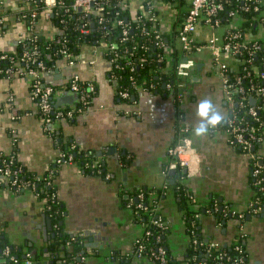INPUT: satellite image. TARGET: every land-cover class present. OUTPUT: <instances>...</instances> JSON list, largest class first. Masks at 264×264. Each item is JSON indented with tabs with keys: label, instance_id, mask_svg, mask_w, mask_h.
I'll return each instance as SVG.
<instances>
[{
	"label": "crops",
	"instance_id": "1",
	"mask_svg": "<svg viewBox=\"0 0 264 264\" xmlns=\"http://www.w3.org/2000/svg\"><path fill=\"white\" fill-rule=\"evenodd\" d=\"M145 1L124 0V4L137 19ZM175 4L153 0L166 40L173 38L166 45L167 52L175 47L182 54L180 44L176 43L178 25L175 23L187 11L190 0H184L179 7ZM33 5L30 0H0V51L18 50L22 35L30 30L27 13ZM238 22L236 18L233 26ZM259 24L263 30L257 31L264 35V26ZM224 29L222 26L219 32L223 33ZM34 30L49 40L62 32L53 10L44 7L39 10ZM210 35L209 25L202 21L196 31L198 43L206 42ZM189 54L195 65L185 77L187 96L182 109L185 120L192 126L197 160L191 174L181 180L186 186L185 193L194 192L198 199L195 205L188 199L190 210L200 208L202 232L207 237L225 246L239 238L246 249L245 264H264V204L258 212L250 206L258 196L253 159L241 146L230 142L227 128L230 106L211 51L204 47ZM112 65L103 44L83 43L79 45L78 60L74 64L60 56L43 72L44 82L59 88L74 74L95 84V93L84 112L69 120L56 118L51 124H45L39 104L32 97L30 77L21 71L0 76V156L14 154L33 175L57 169L53 184L64 209L60 228L67 236L99 229L107 235L103 246H90L84 258L74 260L73 264H119L113 259L116 252L130 259V264H158L147 257H134L135 242L144 236L145 226L137 216V208L133 209L130 204L133 196L128 205L122 200L123 194L129 198L130 192L144 187L161 188L165 194L159 200L161 213L168 218L170 227L165 245L171 254L182 258L190 245V234L175 190L168 188L175 180L171 175L175 171L166 173L169 149L179 136L176 99L172 92L160 89H138L129 98L119 96ZM171 68L169 61L163 69ZM71 92L68 89L57 92L55 102ZM203 99H210L225 120L207 135L197 137L194 134L200 120L197 105ZM76 102L77 99L62 106ZM66 140L93 152L95 163L101 161L105 165L106 175L89 172L77 161L59 164L57 157ZM255 149L264 164V140L262 147ZM138 198L139 194L136 201ZM46 205L47 198L38 196L32 188L16 190L0 185V232L5 231L10 242L24 250V254L36 248L35 264H51L53 260L44 250L49 247L47 236L56 229L48 219ZM221 206L224 213L220 219L215 212H220ZM29 234L35 238L33 246L28 244ZM68 243L70 248L72 244Z\"/></svg>",
	"mask_w": 264,
	"mask_h": 264
},
{
	"label": "built area",
	"instance_id": "2",
	"mask_svg": "<svg viewBox=\"0 0 264 264\" xmlns=\"http://www.w3.org/2000/svg\"><path fill=\"white\" fill-rule=\"evenodd\" d=\"M34 5L29 12L30 30L24 33L20 39L23 46L19 57L15 56L8 51L0 53V71H4L6 76H10L14 72L21 71L32 79V97L38 104L42 113V118L45 124H51L56 118H63L66 120L74 118L77 114L84 112L89 106L93 95L95 93V84L92 80L82 79L78 74H74L69 80L64 82L59 88L57 85L46 83L42 78V73L49 70L52 65H49L45 59L50 58L48 47L51 42L46 38H40L39 34L34 30V24L39 15V7L36 3L37 0H30ZM42 2V7L50 8L54 14L60 17L61 22L67 23L69 18L74 12L82 11L84 15L92 12L102 14L103 9L108 0H38ZM166 1V0H163ZM229 0H190L189 7L184 13L180 24L176 29L177 39L180 41L181 57L175 66V74L178 77L176 82H167L166 87L172 92L176 99L177 113H178V139L170 147L169 155L170 160L166 168V173L173 170H183L182 178L188 177L192 172V166L197 160V149L193 144L191 137L192 126L185 120V113L182 106L187 96L186 80L185 77L193 70L195 61L190 56V52L194 49L208 48L215 60L222 80L223 88L226 92V98L230 106V114L227 121V128L230 134V142L241 146L253 159V179L254 184L261 185L264 189V164L260 161V156L257 155L256 149L259 142L262 143L264 137L257 134V92L264 93V85L257 87V82L254 77L257 75L264 78V70H259L257 65L253 63V56L257 54V49L264 47V42H261L257 37L251 35V31L247 28L246 31L236 28L225 29L223 33L219 32L222 25L221 12L225 9V4ZM241 1L239 9L231 10L229 13L234 19L239 18L240 11H254L256 12L255 18L264 26V1L263 0H233ZM120 3L125 7L124 0ZM147 18L153 24L158 23L157 11L153 5V0H146L144 2V9L139 13L137 19L142 20ZM2 20V19H1ZM127 20V19H126ZM103 21V15L99 16V22ZM204 21L211 29V35L206 42L198 43L196 38V31L199 24ZM118 23L122 27V39L129 38V25L124 19H119ZM158 26V25H157ZM103 38L100 44H103L110 52L114 54V60L121 56L127 58V63L130 65V70L134 69L132 59L129 53H118L116 46L113 43L105 41L108 30L102 25ZM82 33H89L90 27L87 23L81 29ZM157 43L162 44L163 30L159 28L156 33ZM42 39V41H41ZM40 41V42H39ZM166 45V44H165ZM59 54L67 59L68 63L74 64L78 60V54L71 52L70 47L66 40L62 41L59 49ZM10 60L11 65L1 67L3 60ZM112 63L113 58L111 57ZM233 70V68H237ZM242 68V73L239 70ZM253 76V77H252ZM242 78H250L248 84L242 82ZM132 84L136 89L149 90L148 87L138 83L133 76H131ZM154 86L153 83L150 87ZM68 89L77 94V102L68 106L55 107V94L63 92ZM234 90L240 94L242 99H237ZM117 93L123 98H129L131 91L127 87L117 86ZM251 96H255L256 101L251 102ZM245 98H249V102H245ZM241 108H246L245 112H239ZM255 122V125L252 122ZM72 148L78 147L77 144L72 143ZM57 162L72 163L75 162L74 154L72 151L66 152L63 148L57 157ZM95 160L93 166H95ZM184 169L186 171H184ZM57 169L52 168L46 174H40L29 177L25 174V169L22 164L17 160L14 154L0 156V185H7L10 188L21 190L23 188H32L39 196L41 195L38 187L39 182L43 181L46 185L52 186ZM166 181L165 185L168 183ZM143 197V193H139V198ZM138 198V200H139ZM188 198L191 203L197 204L198 199L194 192H188ZM56 189L51 192V200L47 203V209L59 213L58 209H53L54 204L57 202ZM137 200V201H138ZM260 199L257 198L255 202L250 204L251 209L255 211L260 210ZM133 200H131V203ZM143 204L137 205V216L141 218L140 207ZM217 208V206H215ZM147 208V207H144ZM152 212L155 216H151L147 221H143L145 226V233L141 239L135 242L134 257H147L156 261L158 264H170L171 255L165 245L164 238L166 230L169 227V220L161 213L159 202L152 207ZM195 219H192V227H189V234L191 243L194 245L203 246V250L199 256L193 255L187 260L193 261V264H209V258L212 257L213 264H245L246 263V249L239 238H237L231 248L227 249L222 246L220 242L215 239L206 237L200 239L196 235L194 227L197 225V218L201 217L200 210L191 209ZM224 213V209L222 210ZM152 226L156 227L158 232L156 234V242L153 245H147L145 242L146 236L153 233ZM83 232H79L70 238V241H75L77 236ZM69 241V242H70ZM4 254L10 257L14 263L19 261L16 254L11 251L10 246H6ZM24 264H34L30 252L26 253ZM82 258L84 255L82 254ZM67 259L62 258L56 264H67Z\"/></svg>",
	"mask_w": 264,
	"mask_h": 264
},
{
	"label": "trees",
	"instance_id": "3",
	"mask_svg": "<svg viewBox=\"0 0 264 264\" xmlns=\"http://www.w3.org/2000/svg\"><path fill=\"white\" fill-rule=\"evenodd\" d=\"M167 2H176L175 4L177 7L182 6L181 4L184 3V0H166ZM264 1V0H263ZM39 10L42 8V2L36 1ZM241 4V1H233L229 0L225 4V9L221 12V18H222V25L226 27V30L231 28L232 30H235L236 28L241 29L242 31H246L247 28L251 31V35L253 37H257L258 40L261 42H264V35H261L260 31L261 25L259 24V20L255 18L256 12L254 11H240L239 12V22L236 23L233 26V21L235 20L232 15H230L231 10L239 9V5ZM181 12V11H180ZM141 14V12H140ZM103 15V21L99 22V16ZM27 17L29 18V13H27ZM183 16H179L177 19V22L175 24L179 25ZM56 21L61 29V34L56 37L53 40H49L51 42V46L48 47V52L50 53V58L45 59V61L48 62L49 65H52L56 62V60L61 56L59 54V49L61 47L62 41L66 40L70 50L74 54H78L79 45L83 43H95L100 44L101 39L103 38V31H102V25L106 27L108 30L107 32V38L105 41L108 43H113L116 46V50L118 53H125L127 51L129 53V57L132 59V62L134 64V69L130 70V65L127 63V58L121 56L120 58H117L114 60V54L113 52H110L107 48H105L106 52L110 56V58H113V65H112V73L114 74L115 79L117 80V86H123L129 88V90L132 93H137L138 89L135 88V86L132 84L131 76H133V79H135L138 83L143 84L144 86L148 87L150 91H155L156 89H160L162 91H168L171 92L167 87V82H176L178 80L177 75L175 74V66L178 63L181 54L177 52V49L174 47L172 51L167 52V44H171V40L173 38L169 37L168 40L166 38H163V43H157L156 33L159 31L160 25L159 24H153L151 21H149L147 18H144L142 20L134 19L131 16L130 9L128 6L123 7L120 3V0H108V4L105 5L102 14H99L98 12H92L88 13L87 15H84L82 11L74 12L71 17L69 18L68 22L65 24L61 22L60 17L55 15ZM124 19L129 25H131V29L129 31V38L126 40L122 39V27L118 23L119 19ZM30 19V18H29ZM127 19V20H126ZM87 23V26L90 27L89 33H82L81 29L84 26V24ZM178 27V26H177ZM258 30V31H257ZM263 30V29H261ZM225 31V29H224ZM177 32V31H176ZM257 32V33H256ZM39 34V33H38ZM165 33H163V36L165 37ZM176 35V33H175ZM257 35V36H256ZM40 38H43L39 34ZM175 37V36H174ZM58 38V39H57ZM42 41V39H41ZM168 41V42H167ZM40 42V41H39ZM167 46H166V45ZM23 46L21 43H19L18 50L14 52H10L13 54H16L15 56L19 57L21 54ZM3 51H0V53ZM172 63V68L169 71H164L163 68H165L166 64L168 62ZM253 63L257 65V68L259 70H264V47L257 49V54L253 56ZM11 65L10 60H3L1 67L4 69L5 67ZM237 68H233V70H237ZM244 72L242 68L239 70V72ZM5 72L0 71V76H4ZM253 77V76H252ZM254 80L257 82V87L264 85V78L257 75V78L254 77ZM250 81V78H242V82L245 84H248ZM153 83L154 86L150 87V84ZM165 84V85H164ZM163 87V88H162ZM234 93L236 94L237 99H242L240 94H238L235 90ZM245 102H249V98L244 99ZM257 108H258V114H257V134L262 135L264 137V93L257 92ZM246 108H241L239 112H245ZM252 124L255 125V122L251 121ZM62 148L66 152L72 151L74 154V159L81 165L85 167V170L92 172L95 174V172L100 173L102 175H106V171L104 170L105 165L101 161H96L97 163L95 166H93V162L96 159V156L93 152L89 150H84L78 147L72 148V142L71 140H66L64 143L61 144ZM261 146L262 143L259 142L257 144V147ZM258 153V151H257ZM25 174L29 177L30 175L35 176L31 174L30 172L26 171ZM183 170H177L171 175L175 179L173 183H170L168 188H174L175 190V197L177 199V202L179 204V208L181 210H184V217L186 222V228L189 232V227L191 225L192 227V219H195V216L193 215L192 211L190 210V203L188 202V195L185 193L186 186L184 182H182ZM264 175V171L262 172L261 176ZM54 182V181H53ZM264 183V182H263ZM39 191L41 193V197L47 198V203L51 200V192L56 189L55 183L52 186H48L45 184V182L40 181L39 183ZM156 190L155 192H158V194H154L153 190ZM142 191L143 197L139 198V201H136V196ZM257 198L260 199L259 206L264 204V189L261 188V185H257ZM165 194L162 193L161 188H141L138 190H135L134 192L129 193V198H126L123 194V202L128 205L129 200L133 196V203L132 208L136 209L138 203L143 204L142 207H140L141 211V221H147L150 219L151 216H155L152 212V207L155 206L159 200L164 196ZM58 197V196H57ZM195 205V204H194ZM147 207V208H144ZM54 210L58 209L60 212L55 213L57 217L63 216V207L61 204V201L57 199V202L54 204ZM197 210H200L198 208ZM201 211V210H200ZM217 213V216L220 218L222 212H215ZM165 216V214H163ZM166 217V216H165ZM219 218H217L219 220ZM221 219V218H220ZM153 233L149 236H146L145 242L147 245H153L156 242V234L158 232L157 228L152 226ZM170 227L166 230V234L169 231ZM196 230V235L200 239H205L207 235H205L204 232H202L201 227V217L197 218V225L194 227ZM190 233V232H189ZM165 234V236H166ZM69 236L64 237H58L55 242L51 244L55 252H57L56 256L57 258H66L67 260L70 259L69 251L66 248H60L61 245L66 244L67 239ZM80 236H77V239L75 241H72V243L75 246V251H79L81 249L80 244ZM164 238V242L166 243V239ZM6 246H10L11 251L16 254L19 258V261L14 263L10 260V257L8 255L4 254V249ZM224 248H231L232 245H223ZM61 250H65L63 254L59 255L61 253ZM203 250V246L201 245H194L190 242L189 247L186 249L184 255L182 258L177 257L169 251L171 255H173L170 259V264H189L187 260H189V257H192L193 255L199 256V253ZM120 254V255H119ZM116 252L114 255V260H117L119 264H130V259H128L126 256H121V253ZM24 250L19 249L18 247H15L14 244H12L9 240L8 235L5 231L0 232V264H24ZM209 264H213V259L210 257ZM57 263V262H55ZM53 263V264H55ZM193 261H190V264H193Z\"/></svg>",
	"mask_w": 264,
	"mask_h": 264
},
{
	"label": "water",
	"instance_id": "4",
	"mask_svg": "<svg viewBox=\"0 0 264 264\" xmlns=\"http://www.w3.org/2000/svg\"><path fill=\"white\" fill-rule=\"evenodd\" d=\"M76 95H77L76 93H74V92L72 93L71 92V93H66V94L60 96L59 98H57V100L55 102V107L56 108L60 107V106H62L65 103H73L77 99ZM250 99H251V102H255L256 101L255 96H251ZM254 149H255V147H254ZM184 171H186V170L184 169ZM222 210H223V207L221 206L220 207V212H222ZM48 219L51 222V218L48 217ZM50 228H53V227L50 226ZM93 231H95V230L82 231L83 233L80 234V237H81L80 238V244H81L82 247H81V249L79 251H75V246H74L73 243L70 246V248H68V246H66V244H63V245L60 246V248H62V249L66 248L70 252L68 257H70L71 260L70 261L68 260L67 263L73 264L74 260L75 261L81 260L82 259L81 255L85 254L87 249H89L90 246H97V245L103 246V244L105 243V240L108 239L107 235L103 234L101 229H99L97 232L96 231L93 232ZM75 235L76 234H72V235L70 234V237L75 236ZM64 236H66V234H65L63 228L62 229H54V231H52L50 236H47L46 240H47L48 244L50 245L53 242H55V240H57L58 237H64ZM98 236H100L99 238L101 239V241H100V239H98ZM28 238L31 239V241L28 244L30 246H33V243H34V240H35L34 236L29 234ZM97 240H98V242H95ZM44 250L47 252V255L52 257L53 260L51 261V264L61 261L60 258H57V256H56L57 253L55 252V250L53 249L52 246L51 247H45ZM29 252H30L32 258L36 261L37 258H38L37 257V249L32 247ZM74 253L76 255H73ZM23 256L26 257L27 254L25 253Z\"/></svg>",
	"mask_w": 264,
	"mask_h": 264
},
{
	"label": "clouds",
	"instance_id": "5",
	"mask_svg": "<svg viewBox=\"0 0 264 264\" xmlns=\"http://www.w3.org/2000/svg\"><path fill=\"white\" fill-rule=\"evenodd\" d=\"M197 116L199 123L194 127V134L203 137L210 129H214L224 122L225 117L215 107L210 99H203L197 105Z\"/></svg>",
	"mask_w": 264,
	"mask_h": 264
},
{
	"label": "flooded vegetation",
	"instance_id": "6",
	"mask_svg": "<svg viewBox=\"0 0 264 264\" xmlns=\"http://www.w3.org/2000/svg\"><path fill=\"white\" fill-rule=\"evenodd\" d=\"M46 214L48 215L49 218H51V223H52V225H53L54 227H56V229H58V227L60 228V227L62 226V221H61L60 217H57V215L54 214L53 211L47 209V213H46ZM58 224H59V225H58ZM60 225H61V226H60ZM60 229H62V228H60ZM70 238H71V237H69L68 240L66 241V246H67V243L70 241ZM68 244H72V242L70 241ZM49 247H51V244L49 245ZM56 253H57V252H56ZM59 255H60V253H59ZM83 255H84V254H83ZM81 256H82V255H81ZM34 264H35V260H34Z\"/></svg>",
	"mask_w": 264,
	"mask_h": 264
},
{
	"label": "rangeland",
	"instance_id": "7",
	"mask_svg": "<svg viewBox=\"0 0 264 264\" xmlns=\"http://www.w3.org/2000/svg\"><path fill=\"white\" fill-rule=\"evenodd\" d=\"M176 43H178V45L180 44V41H179V39H178V41H177Z\"/></svg>",
	"mask_w": 264,
	"mask_h": 264
}]
</instances>
